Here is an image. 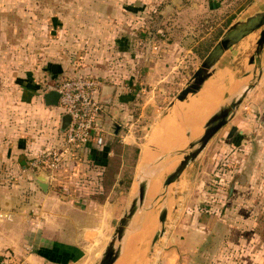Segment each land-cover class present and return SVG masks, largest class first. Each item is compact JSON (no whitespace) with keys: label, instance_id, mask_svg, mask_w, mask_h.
<instances>
[{"label":"crops","instance_id":"crops-1","mask_svg":"<svg viewBox=\"0 0 264 264\" xmlns=\"http://www.w3.org/2000/svg\"><path fill=\"white\" fill-rule=\"evenodd\" d=\"M122 1L119 0L120 3ZM128 1L130 4L161 6L158 12H152L150 15L160 20L166 17L174 18L183 15L187 5H191L193 1L198 6L203 2L204 4L207 2L206 0ZM208 1L210 8L215 7L211 0ZM227 2L229 4L239 3V0H227ZM217 3L215 2L216 5ZM242 7L228 19V25L223 27L222 33L240 17L264 10V0H251L244 3ZM157 33H166L167 35L168 31H157ZM188 38L190 43L194 42L191 47L192 51L199 52L196 46L198 39L195 40L191 36ZM187 46L185 41L182 40L176 45H161L159 49L162 54L166 52L161 50L162 48L179 54L185 52ZM52 48L54 47L51 45L47 56L40 57L38 63L39 66L42 63L41 67L36 63L35 67L32 68V71L41 75L35 84L39 89L42 88V84H53L52 87H54L60 80L68 78L70 75V77L87 76L98 80L101 85L98 99L105 106L104 146L102 148L97 147L95 139H92L85 148L75 153L69 163L53 175L56 186L52 185V182L47 178V172L31 170L29 163L33 158L44 150L57 145L60 135L61 113L58 107H45L43 104V95L51 90L52 87L50 86L47 91L36 95L31 94L29 104L22 102L20 100L21 91L25 92L27 90L31 93L34 90L31 87L27 88L28 85L30 86V80L22 77H18L17 80L8 77L9 72L12 71L10 65L4 68L7 69V72H5V75L0 76V115L14 109L17 101L19 104L16 108L24 112L30 113L31 106L34 104V101L32 102L33 98H35V101H39L41 107L36 108L35 106L34 108L33 106L37 114L34 115V119H30L31 126L19 135L17 138L19 140L12 141V136L8 131L9 126L0 131V180L18 179L25 183L22 190L19 188L8 191L3 187L0 188V217H4L9 222L11 219L22 218L21 224H0V260H7L13 264H78L86 257L93 256L92 264H94L103 252L116 224L136 191V178L161 158L173 152L184 150L188 141L201 132L204 122L211 116L217 106L248 79L245 74L249 72L251 66L247 61L249 70L236 77L234 72L229 70L235 69L234 67L224 66V59L229 51L225 53L217 63L213 76L204 84L202 90L196 95L189 96L183 102L172 104L174 100L172 99L162 110L161 117L155 124L151 135L143 144H138L131 135L127 137L120 136L121 141L118 139L119 132L123 129L124 124L128 125L127 118L130 104H132V96H129L128 93L132 95L138 90L135 84L137 77H134V74L139 71L142 74L140 75L142 79L151 78V81L155 79L156 84L163 85L165 79L170 78V75H175L176 71L178 72L183 61L181 60L182 62L177 64L178 69L174 70L175 67L171 68L170 62L175 59L178 60L175 57H172L171 61H167L163 54L156 58L150 57L148 60V51L153 50V46H146L147 57L142 70H138L137 66L130 61H128L129 64L124 62V51L122 49L112 51L109 46L104 50L102 59L103 61L110 59V62H103V66L98 67L97 72H84L78 69V65L76 69H73V66L68 65L65 60L59 62L57 50ZM209 50L210 48L207 52ZM40 53L43 54V52ZM48 65L54 66L53 71L47 68ZM57 66L60 67L59 72ZM102 88H111V90L107 89L103 93ZM173 114L174 118L170 120ZM40 116H43V119L40 120ZM110 123L117 124L120 127L116 135L111 132ZM213 143H215L217 151L222 152L223 146L225 148L226 174L224 181L227 192L224 202L226 213L224 224H227V234L234 232L235 227L240 225L242 232H246V235H243L244 237L238 241L234 242L233 239L228 241L229 239H227V244L229 242L231 247H234L236 246L235 243H239L238 245L243 247V251L241 254H233L228 257L226 263L264 264V81L259 82L231 120L216 134L199 159L190 167L199 162ZM131 149L136 150V158L133 164H130L126 157V153ZM93 152L99 153L98 159L93 157ZM91 158L94 161L97 160L95 161L96 164L101 167L100 184L104 182V191L102 188L101 195L109 193L113 202L115 198H118L119 202L117 204L119 205L117 207L107 202L106 194L101 196L102 199L99 202L94 197H88L84 201L81 199L76 200L72 194L68 196L66 193H57L56 190H59L58 184L67 179H78L79 163L82 164L88 159L91 160ZM176 159L177 156L167 162L160 163L156 167L157 171L152 177L148 189L147 204L155 201V198L161 194L162 182L170 172ZM189 168L169 188L168 198L166 199L165 195L161 196L156 200L152 210L143 215L141 227L131 237L129 243L125 245L120 258L115 264H186L191 260L204 262L203 259L208 258L205 255L191 254L192 251L195 252L196 248L203 247L207 241L208 234L203 225L192 227L194 230H198L200 236L191 238V234H186L179 237V243L176 244L179 248L178 251H174L175 254L159 257H155L154 254L158 243L163 245L165 242L171 241L166 238L168 228L172 225L169 223L175 221V214L177 216L179 210V203L174 204V199H177V202L181 201V198L177 195L178 188L182 178L187 176ZM162 169H165L164 174L161 175L162 171L157 175ZM39 175L48 181L46 192H42L33 181ZM126 178L129 179L127 185L125 184ZM28 181L31 184H27ZM13 197L22 198L23 203L20 209H17L19 205L16 200L13 201ZM164 203L167 206L165 233L161 240L151 246V239L157 229L159 212ZM218 207L219 204L215 206L216 211ZM11 211L13 217H10L12 216L10 215ZM239 213L242 217L241 224L235 222L239 221L236 220ZM17 214H20L21 217ZM211 218L214 222L210 221V224H223L219 213ZM198 219L200 223L202 221L201 214ZM149 222L154 225L146 228V224H149ZM179 226H183V224H174L172 230L175 233L178 232L177 228L179 229ZM186 226L188 224H184V228L188 229ZM138 246L139 248H137ZM166 250L171 252V248ZM163 252H165V248Z\"/></svg>","mask_w":264,"mask_h":264},{"label":"rangeland","instance_id":"rangeland-1","mask_svg":"<svg viewBox=\"0 0 264 264\" xmlns=\"http://www.w3.org/2000/svg\"><path fill=\"white\" fill-rule=\"evenodd\" d=\"M206 1V4L204 2L199 4L200 7L194 1L190 2L191 5H187L183 15L160 20L150 15L152 12H158L161 6L130 4L128 0H123L122 3L119 0H0V76L5 75L7 69L4 68L10 65L12 71L9 72L8 77L16 78V80L18 77L30 80V86L37 88L35 82H38L41 75L32 71V68L39 62L40 57L47 56L51 45L54 47L52 49L57 50L58 61L64 62L65 60L68 65L73 66V69L79 66L78 69L84 72H97L98 67L103 66V62H110V59L106 61L102 59L104 50L110 46L112 51L122 49L124 62L129 64L128 61H130L137 66L138 70H142L147 57L145 48L153 46V50L148 51V60L150 57L156 58L163 54L167 61H171L172 57H175L178 60L170 62L171 68L175 67L174 70L178 69V63L183 62L178 72L176 71L175 75H170V78L165 79L163 85L156 84L155 79L153 81L151 78L142 79L140 76L142 74L139 71L134 74V77H137L135 84L138 90L132 95L128 93L129 96H132V104H130L127 118L128 125L124 124L118 139L121 141L120 136L131 135L136 143L143 144L159 121L162 110L185 86L188 78L192 76L206 55V50L217 41L218 38H215L217 33L223 29L225 23L235 15L237 10L243 8L244 3L251 0H239V3L230 4L227 0L226 2L225 0H211L215 6L212 8L209 7V1ZM215 2H218L217 5ZM166 30L168 31L167 35L166 33H157V31L165 32ZM260 31L261 29L247 36L227 53L224 66L234 67L235 69L229 70L234 72L236 77L249 70L247 61L255 51ZM189 36L195 40L198 39L196 46L199 52L192 51L191 47L194 42L190 43ZM105 38L110 39L106 40ZM182 40L188 45L185 52L177 54L171 50L167 51L165 48L161 50L166 52L163 54L160 52L161 45H176ZM70 62L71 64H69ZM41 64L39 66L38 63V66L41 67ZM53 67V65H48L47 68L53 71ZM56 68L60 71L59 66ZM261 81H264V76ZM52 85L42 84V88L33 90L31 93L27 90L21 91L20 100L29 104L31 94L36 95L47 91ZM33 101L30 113L18 110L16 108L19 104L17 101L14 109L0 115V131L9 126L8 131L12 136V141H15L31 126L30 119H34V115L37 114L33 106L34 108L35 106L36 108L41 107L35 98ZM173 116L174 114L170 120L174 118ZM39 119H43V116H40ZM211 146L199 162L189 168L187 176L182 178L177 194L181 201L177 202V199H174V204L179 203V210L177 216L175 214V221L169 223L172 225L168 228L166 236L171 241L165 242L163 245L158 243L154 253L155 257L175 254L174 251H178L179 248L176 244L179 243L178 239L181 235L191 234V238L200 236L198 230L193 229L195 225H203L208 235L205 245L196 248L195 252L192 251L191 254L205 255L208 258L203 259L204 262L191 260L186 264H227L228 257L242 253L243 247L238 245L239 243H235L234 247H231L229 242L226 243L227 239H229L228 241L233 239L234 242L240 240L244 237L243 235H246V232H242L240 225L235 227L234 232L227 234V224H224L226 217L224 202L227 192L224 181L226 174L225 148L223 146L221 152L216 150L215 143ZM132 156L133 154L130 159L134 162ZM95 161L91 158L82 164L79 163L78 179H67L58 184L59 190L55 188L57 193H66L68 196L72 194L76 200L84 201L88 197H94L96 200V197L106 194L101 195L103 188L100 186L101 167ZM68 163V161L64 162L63 167ZM130 164L132 163L130 162ZM164 171L165 169H163ZM28 183L31 184L30 181ZM52 185L56 186L54 180H52ZM24 186L25 183L18 179L0 180V188L3 187L8 191L19 188L22 190ZM102 190L104 191V188ZM106 196L107 202L116 205V207L119 205L117 204L118 198H115L113 202L109 193ZM15 200L19 205L17 209H20L23 203L22 198L13 197V201ZM121 200L123 201V198ZM217 204L219 207L216 211ZM217 213H219L223 224H210V221L214 222L211 217ZM200 214L202 216L201 224L198 219ZM10 215L13 217L12 211ZM241 218V214H237L236 220L239 221L235 222L241 224ZM21 222L22 218L11 219L9 222L4 217H0V224H21ZM174 224H183V226H179V229L177 228L179 233L172 230ZM184 224H188L186 226L188 229L184 228ZM164 248L165 252L162 253ZM168 248H171V252L166 250ZM178 253L184 254L185 252ZM92 262L93 256L86 257L78 264H92Z\"/></svg>","mask_w":264,"mask_h":264},{"label":"water","instance_id":"water-1","mask_svg":"<svg viewBox=\"0 0 264 264\" xmlns=\"http://www.w3.org/2000/svg\"><path fill=\"white\" fill-rule=\"evenodd\" d=\"M260 29L261 31L256 43L257 46L253 55L248 60V64L251 66L249 72L245 74L248 79L230 94L224 102L217 106L211 116L204 122L201 132L188 141L184 150L173 152L161 158L136 178V191L116 224L103 252L94 264H115L117 262L125 245L129 243L131 237L136 234L141 227L143 215L152 210L156 200L161 198V196L165 195L166 199L168 198L169 188L199 159L210 141L231 120L242 103L259 84L264 76V10L240 17L220 35L218 40L202 58L199 66L188 79L185 86L175 96L172 104L183 102L189 96L199 93L204 84L213 76L217 63L225 53L233 46L237 45L241 40ZM107 89L109 91L111 90V88H102L103 93L107 91ZM58 100L59 93L56 90H50L43 95V104L45 107H58ZM69 122L70 117L68 115H61L59 123L60 134L66 131ZM109 126L111 127V132L116 135L120 127L114 123H110ZM175 156H177V159L174 160V165L162 182L161 194L155 198V201L147 204L148 189L150 181L157 171L156 167L160 163L167 162ZM33 181L42 192L47 191L48 181L43 176L39 175ZM166 217L167 206L166 203H164L159 212L157 229L151 239V246L163 238Z\"/></svg>","mask_w":264,"mask_h":264},{"label":"built area","instance_id":"built-area-1","mask_svg":"<svg viewBox=\"0 0 264 264\" xmlns=\"http://www.w3.org/2000/svg\"><path fill=\"white\" fill-rule=\"evenodd\" d=\"M98 80L87 76H74L60 80L51 90L59 93L58 108L61 115L70 117L69 125L58 137V143L33 158L29 168L47 172L52 182L53 175L70 161L74 154L95 139L97 147H103L105 106L98 99L100 91ZM0 264H13L0 260Z\"/></svg>","mask_w":264,"mask_h":264},{"label":"trees","instance_id":"trees-1","mask_svg":"<svg viewBox=\"0 0 264 264\" xmlns=\"http://www.w3.org/2000/svg\"><path fill=\"white\" fill-rule=\"evenodd\" d=\"M225 25L227 26L228 24L226 23ZM221 33H222V30H221L220 32L217 33V35L215 36V38L217 39ZM197 49H198V48H197ZM208 49H209V48H208ZM208 49H207V50H208ZM207 50H206V51H207ZM206 51H205V52H206ZM198 54H199V53H198ZM202 57H203V56H202ZM58 72H59V71H58ZM65 79H66V78H65ZM29 87H31V88L34 89V90L38 89V87L36 88L35 86H29V85H28L27 88H29ZM132 154H133L132 157H134V160H133V161H135V158H136V150H135V149H131L129 152H127V153H126V157H127L128 160L133 164L132 160L130 159ZM92 155H93L94 158L99 157V153H97V152H93ZM97 159H98V158H97ZM96 161H97V160H96ZM126 175L129 176L128 174H126ZM128 182H129V179L126 178V179H125V184L127 185ZM103 184H104V182H101L100 185H101L102 187H104ZM101 199H102V197H100V198H99V197H96V200L99 201V202L101 201Z\"/></svg>","mask_w":264,"mask_h":264},{"label":"bare ground","instance_id":"bare-ground-1","mask_svg":"<svg viewBox=\"0 0 264 264\" xmlns=\"http://www.w3.org/2000/svg\"><path fill=\"white\" fill-rule=\"evenodd\" d=\"M249 13H250V12H249ZM248 15H249V14H248ZM169 168H170V167H169ZM162 171H163V169H162L161 171H159V172L157 173V175H158L159 173H161ZM163 174H164V172H163L161 175H163ZM157 175H156V176H157ZM161 175H160V176H161ZM160 176H159V177H160ZM159 177H158V178H159ZM158 178H156V179H158ZM156 179H155V180H156ZM153 225H154V224H152V223L149 222V224H146V228L152 227Z\"/></svg>","mask_w":264,"mask_h":264}]
</instances>
